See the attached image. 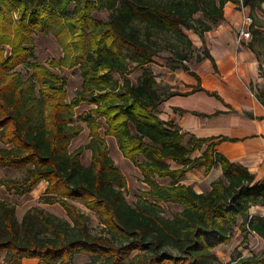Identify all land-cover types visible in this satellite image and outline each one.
Segmentation results:
<instances>
[{"label":"trees","instance_id":"16d2710c","mask_svg":"<svg viewBox=\"0 0 264 264\" xmlns=\"http://www.w3.org/2000/svg\"><path fill=\"white\" fill-rule=\"evenodd\" d=\"M228 3L253 12L262 9L264 0H0V169L26 170L22 180H0V188L23 196L45 181V203L60 204L69 218L37 210L19 222L16 206L0 199L5 264L24 259L73 264L80 255L90 259L87 264H217L214 250L229 245L237 228L242 243L251 235L264 241V217L250 213L264 207V180L257 182L246 167L217 153L218 142L164 121L160 109L175 94L148 68L167 53L169 71L196 77L193 92L205 91L187 65L195 46L186 31L205 44V34L225 20ZM99 12L107 18H96ZM51 34L65 52L62 64L81 71L75 103L68 102L67 80L34 61L36 37ZM248 47L263 72L255 45ZM205 52L197 60L210 59L216 70ZM131 65L143 69L137 84L128 78ZM257 98L264 105V89ZM79 104L93 108L76 117ZM102 120L105 137L115 139L147 187L134 205L125 194L127 179L101 136ZM84 126L89 143L71 151ZM85 150L91 151L88 166L82 163ZM218 167L222 175L208 192L197 193L185 182L188 172L209 175ZM74 202L98 217L100 235ZM163 205L179 211L167 217ZM233 264H264V252L238 254Z\"/></svg>","mask_w":264,"mask_h":264},{"label":"crops","instance_id":"0c3cea01","mask_svg":"<svg viewBox=\"0 0 264 264\" xmlns=\"http://www.w3.org/2000/svg\"><path fill=\"white\" fill-rule=\"evenodd\" d=\"M249 10L246 8L245 11ZM242 23V11L234 3H228L225 20L219 29L206 33L205 44L201 40L217 69L206 58L202 68L191 70L200 77V85L205 91L194 93L198 79L186 73L189 80L183 85L174 86L175 95L162 105L160 111L164 121L173 122L183 132L218 142L215 147L217 153L232 163L246 167L259 182L264 180V105L257 98L260 91L256 85L261 87L262 76L256 55L248 46H240L232 34L237 29L235 26L240 31ZM180 110L185 112L181 113ZM200 155L198 153L195 157ZM196 173L199 177L195 176ZM204 174V171L198 170L188 172L185 182L193 186L197 193H205L211 190L212 182L222 175V171L218 167L209 175ZM194 180L198 181V185ZM39 185V191H45L48 187L45 181ZM250 213L251 216L264 217V207H253ZM242 241L243 235L237 228L232 242L217 248L218 260L231 261L232 264L231 253L241 251L246 246L254 250L255 255L260 250L264 251V241L256 235L249 236L247 243L242 244ZM222 251L225 252L223 257ZM242 256L245 254L242 253ZM22 264H40V261L24 259Z\"/></svg>","mask_w":264,"mask_h":264},{"label":"rangeland","instance_id":"374dc122","mask_svg":"<svg viewBox=\"0 0 264 264\" xmlns=\"http://www.w3.org/2000/svg\"><path fill=\"white\" fill-rule=\"evenodd\" d=\"M236 5V4H235ZM237 6V5H236ZM238 10L242 11L243 15V21L245 16L249 15L253 20V27L249 28V31L251 32V39L249 40H241L240 39V31L238 32V26H235L234 32L232 34L234 37L238 40V43L240 46H249V44L253 43L255 45V48L257 52H259L260 56L262 57V60L264 61V9H259L255 11H244L237 7ZM108 14L106 12H99L95 14L96 18L99 19H106ZM198 17V16H197ZM221 25V22L213 25V30L211 32H215L219 29ZM243 27V23L241 25L240 30ZM251 27V26H250ZM186 33L189 35L191 40L194 43L195 46V53L192 60L187 64L188 67L192 70H198L203 67L204 61L203 60H197V56H205V47L202 45L200 37L193 33L192 31H186ZM206 35V34H205ZM9 51L8 54H10V49L7 48ZM34 54H35V60L39 64L46 65L52 72L58 74L59 76L65 78L67 80V86L66 90L68 92V102L69 103H75L77 100V92L82 90V77H81V71L77 66H64L62 64V61L65 57V52L63 50V47L61 44L57 41V39L54 37V35L49 36H37L35 39V46H34ZM55 63L60 64L59 66ZM150 68L157 81L161 86L166 87L170 90V92L175 93L173 90L176 89L174 87L176 84L183 85L185 84L186 80H189V76L186 75L183 71H177L174 73H171L169 71V55L167 53H161L159 56L155 58V63L148 66ZM264 68V67H263ZM22 68L18 69L21 70ZM131 74H129L128 78L131 80L133 84H137L141 78L143 69L136 68L135 65L130 66ZM264 70V69H263ZM25 78H27L28 71L22 70ZM260 75L262 76V83L261 87L259 88V85H256V89L258 92L261 89H264V71L260 72ZM115 78L119 79L117 75H114ZM254 86V84H252ZM92 106H87L85 104H79L75 107L76 117L80 116H86L90 110L92 109ZM101 136L105 137V121H101ZM106 143L109 147L110 155L113 158V160L116 163V166L122 171L123 175L127 179V188L125 190V194L127 197V200L131 204H135L137 201V197L140 195L141 192L146 191L147 187L142 182V174L139 170V168L130 162L128 159H126L122 153L119 150V146L114 138L112 137H105ZM90 141V132L89 130L84 126V131L80 134L79 137L73 140L71 145V151H74L80 147L86 146ZM197 152L195 155H197ZM194 155V156H195ZM143 159L138 158V162H141ZM91 161V151L85 150L82 155V163L85 166H88ZM171 166L173 168H177V166L174 163H171ZM26 175L25 169H0V180H22ZM205 175V174H204ZM196 177H199V174H195ZM203 176V175H202ZM195 181V180H194ZM43 182V181H42ZM161 183L168 184L169 180H160ZM198 185V181H195ZM41 183V182H40ZM39 183V184H40ZM37 185L32 192L25 194L23 196H18L13 192H8L5 187L0 188V199L1 200H7L10 203L14 204L16 206V212L19 222H21L24 218V216L31 212L32 214L36 215L37 210H42L45 212V214L52 215L56 218H59L61 220H68V215L64 208L60 204H47L45 203V200L43 199L45 191H39V186ZM205 191V190H204ZM77 206H79L83 212H85L89 218H90V227L92 229V232L94 234L100 235L102 233V226L98 219V217L88 211L82 204L79 202H74ZM165 208V215L167 217H170L171 215L177 213L179 211V208L175 205H163ZM243 244V243H242ZM217 249L214 250L215 254ZM264 251L260 250V252L257 255H261ZM222 257L225 254V252H221ZM245 254L247 257L251 256L254 253V250L250 249V247H243L241 251L234 250L231 253V259L234 260L238 254L242 255ZM89 258L84 255L77 256L74 259L73 264H87L89 262ZM7 261V254L3 253L0 256V264H5ZM217 264H231V261H218ZM233 264V262H232Z\"/></svg>","mask_w":264,"mask_h":264},{"label":"built area","instance_id":"2783aa9c","mask_svg":"<svg viewBox=\"0 0 264 264\" xmlns=\"http://www.w3.org/2000/svg\"><path fill=\"white\" fill-rule=\"evenodd\" d=\"M242 10L245 11L246 8L242 7ZM252 23H253L252 18L249 15L245 16L244 21H243V27L240 30V39L241 40L251 39L252 36H251V32L249 31V28L252 25Z\"/></svg>","mask_w":264,"mask_h":264}]
</instances>
